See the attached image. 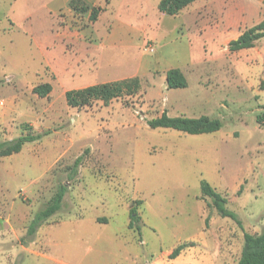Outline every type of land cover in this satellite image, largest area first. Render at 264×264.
I'll return each mask as SVG.
<instances>
[{
	"label": "rangeland",
	"instance_id": "374dc122",
	"mask_svg": "<svg viewBox=\"0 0 264 264\" xmlns=\"http://www.w3.org/2000/svg\"><path fill=\"white\" fill-rule=\"evenodd\" d=\"M65 2L0 0V141L48 132L0 156V231L11 232L0 240V264H54L21 260L20 246L60 186L62 207L36 233L48 230L68 261L236 264L243 233L264 229V39L236 52L227 40L264 18V0H195L175 15L159 11V0H91L103 9L95 24ZM173 67L185 87L167 88ZM132 76L140 81L132 96L66 104L67 89ZM44 82L51 91L33 93ZM163 111L207 115L221 127H149ZM202 180L237 221L202 196Z\"/></svg>",
	"mask_w": 264,
	"mask_h": 264
},
{
	"label": "trees",
	"instance_id": "16d2710c",
	"mask_svg": "<svg viewBox=\"0 0 264 264\" xmlns=\"http://www.w3.org/2000/svg\"><path fill=\"white\" fill-rule=\"evenodd\" d=\"M195 0H159V11L175 15L182 8ZM69 7L76 13H86L89 11V19L96 20L99 13L103 10L99 6H90L84 0H70ZM264 37V18L258 23L245 28L235 39L228 42L227 49L229 51H237L243 48L253 47L255 41ZM165 82L167 88H180L186 86V80L179 68H169L165 74ZM51 84L44 82L33 87V93L38 96H46L51 91ZM140 90V81L137 76L121 78L113 81L91 84L77 89H69L65 91L64 97L66 104L70 107L80 108L89 105L92 101L100 100L107 104L114 98L132 96ZM258 121H263V116H258ZM147 124L151 128L164 127L173 128L181 132L198 134L216 131L221 127V122L217 118H210L206 115L199 117L186 116H169L163 111L159 116L147 120ZM44 133L21 134L16 138L6 141H0V156L11 155L21 150L25 142H31L39 139ZM78 157L74 162V167L80 162ZM202 196L211 199V203L216 211L222 217H228L237 221V215L225 205V198L216 191L207 181L202 180L200 184ZM65 187L60 186L51 196L46 205L35 213L28 226L27 233L32 234L36 227L42 221L50 217L58 211L64 200ZM130 224L135 223V230L139 234L140 227L138 225L139 217L134 207L129 211ZM184 244L176 246L169 254V258L178 255ZM236 264H264V229L259 233H243V243L239 258Z\"/></svg>",
	"mask_w": 264,
	"mask_h": 264
},
{
	"label": "crops",
	"instance_id": "0c3cea01",
	"mask_svg": "<svg viewBox=\"0 0 264 264\" xmlns=\"http://www.w3.org/2000/svg\"><path fill=\"white\" fill-rule=\"evenodd\" d=\"M88 5H90L89 4V2H91V0H84ZM88 1V2H87ZM69 2H70V0H66V5L68 4L69 5ZM95 6V5H94ZM102 12V11H101ZM100 12V13H101ZM100 13H99V15H100ZM98 15V16H99ZM97 16V18H98V20H99V18H100V16L98 17ZM97 18H96V20H97ZM96 20H94V24L98 21H96ZM112 24V23H111ZM245 29V28H244ZM243 29V30H244ZM111 30H113V27H112V25H111ZM242 30V31H243ZM112 32V31H111ZM110 31H109V33H111ZM240 33H238L237 34V36L239 35ZM60 35V34H59ZM236 36V37H237ZM62 37V36H61ZM235 37V38H236ZM234 39V38H233ZM260 39H264V37L263 38H259V39H257L256 41H255V43L258 41V40H260ZM230 40H232V39H230ZM230 40H227V45H228V42L230 41ZM250 48H252V47H250ZM244 49V48H243ZM228 50V49H227ZM241 50V49H240ZM237 51H239V50H237ZM230 52H233V51H230ZM234 52H236V51H234ZM174 68V67H173ZM169 69V68H168ZM168 69H166V71L168 70ZM181 71V70H180ZM126 78V77H125ZM121 79V78H120ZM117 80V79H116ZM113 81V80H112ZM105 82H108V81H105ZM49 83V82H48ZM100 83H102V82H100ZM91 85V84H90ZM88 86V85H87ZM52 87V86H51ZM83 87H85V86H83ZM79 88H81V87H79ZM52 89V88H51ZM75 89H77V88H75ZM67 90H69V89H67ZM67 90H65V91H67ZM65 93V92H64ZM162 113V112H161ZM160 113V114H161ZM159 114V115H160ZM158 115V116H159ZM168 115V114H167ZM170 116V115H169ZM182 116V115H181ZM201 116V115H200ZM207 116V115H206ZM157 117V116H156ZM199 117V116H198ZM209 117V116H208ZM132 207H130L129 208V211H130V209H131ZM129 211H128V213H129ZM57 212V211H56ZM55 212V213H56ZM54 213V214H55ZM53 215V214H52ZM51 215V216H52ZM49 218V217H48ZM47 218V219H48ZM47 219H45L44 221H46ZM129 220H130V217H129ZM44 221H42L41 223H40V225L44 222ZM78 221H80V220H78ZM77 221V222H78ZM81 221H82V219H81ZM31 222V221H30ZM94 223V222H93ZM4 224H6V223H4ZM30 224V223H29ZM96 224V223H95ZM8 225H9V223H8ZM7 225V226H8ZM40 225L39 226H37L36 227V229H35V231L32 233V234H28L27 232H26V235L29 237L28 238V241H27V243L25 244V245H21L20 246V253L23 255V257L21 258V260H24V258H25V256L28 254V255H31V256H34V257H37V258H41V259H44L45 261H50V262H52V263H54V264H75V263H73L72 261H68V260H66L65 258H63V257H61V256H57L56 255V253H55V250H54V246L55 245H57V243L55 242V243H53V240L51 239V236H49L48 235V230H45V231H43V230H39L38 231V234L36 233V230H37V228L38 227H40ZM6 226V227H7ZM27 230H28V228H27ZM7 232H6V234L4 235L3 234V231H0V240H2V241H4L5 239H8V236H10L11 237V232H10V230H6ZM36 238L38 239V246H37V249H35V244H36ZM54 244V245H53ZM4 247H6V248H8V246L5 244L4 245ZM10 247V246H9ZM13 249H17V247H15V246H13ZM10 250H11V247H10ZM18 251V250H17ZM21 260H20V262H21ZM78 263H83V262H81V261H78Z\"/></svg>",
	"mask_w": 264,
	"mask_h": 264
},
{
	"label": "built area",
	"instance_id": "2783aa9c",
	"mask_svg": "<svg viewBox=\"0 0 264 264\" xmlns=\"http://www.w3.org/2000/svg\"><path fill=\"white\" fill-rule=\"evenodd\" d=\"M148 49H149V51H153V47H152V45H149V46H148Z\"/></svg>",
	"mask_w": 264,
	"mask_h": 264
}]
</instances>
